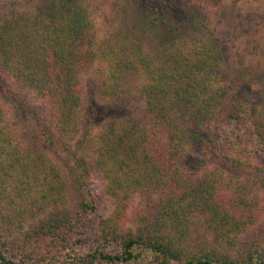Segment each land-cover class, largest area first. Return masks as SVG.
<instances>
[{
    "label": "trees",
    "instance_id": "trees-1",
    "mask_svg": "<svg viewBox=\"0 0 264 264\" xmlns=\"http://www.w3.org/2000/svg\"><path fill=\"white\" fill-rule=\"evenodd\" d=\"M171 2L176 5V0ZM35 10L0 19V73L37 93L45 103L39 123L46 125L33 132V147L24 149L6 125L0 103V202L5 198L16 203L17 198L20 204L36 202L44 210L48 200L63 201L61 171L45 152L62 148L68 171L76 178L77 216L95 213L101 239L89 253L76 251L70 264H264V231L237 255L215 248L193 252L182 241L186 221L195 211L208 214L205 218L220 237L247 228L243 216L256 219L244 197L238 199L241 193L233 191L230 200H222L224 189L219 186L225 168L242 174L264 170V163L251 161V154L264 156V70L228 67L220 40L212 34L157 64L135 54L118 57L117 50L95 41L92 17L80 0H40ZM165 10L172 11L169 6ZM195 11L186 7L192 30L198 26ZM157 20L151 23L157 26ZM93 64L102 65L101 96L127 109L97 111L90 98L88 111L79 119L80 74ZM141 97L146 106L137 108ZM104 121L108 123L95 134V126ZM94 178L112 204L106 217L90 196ZM37 185L41 190L33 194L31 188ZM170 185L180 193L173 194ZM131 187L151 200L155 196L160 206L155 229L152 222L153 230L122 231L118 209ZM160 221H168L171 232L162 231ZM69 222L46 229L43 225L37 237L45 245L66 237ZM10 243L0 234V264L45 263L46 255L36 254V246ZM111 243L117 245L113 252L105 249ZM66 257H55L54 264H68Z\"/></svg>",
    "mask_w": 264,
    "mask_h": 264
},
{
    "label": "rangeland",
    "instance_id": "rangeland-1",
    "mask_svg": "<svg viewBox=\"0 0 264 264\" xmlns=\"http://www.w3.org/2000/svg\"><path fill=\"white\" fill-rule=\"evenodd\" d=\"M80 1L92 17L95 41L104 49L111 47L117 50L118 57L135 54L157 64L162 60L171 59V55L175 53L186 51L189 47L205 41L203 37L212 34L220 40L218 47L228 67L246 65L259 71L264 70V0H176V5H173L172 0ZM39 2L40 0H0V19L31 14L36 11ZM167 6L171 8V12L165 10ZM187 6L197 11L193 22H198V26L193 30L192 19L186 12ZM154 17L159 19L157 26L151 23ZM101 66L93 64L80 74L83 93L77 110L79 119L88 111L90 98L93 99L97 111L104 110L110 113L127 109L119 103L110 105L108 98L101 96L102 76L101 70H98ZM143 97L139 99L137 108L146 106ZM0 103L5 113L4 121L15 140L24 149H29L28 146L33 147L37 141L33 132L39 127L46 126L45 123H39V117L45 113L44 101L33 89L4 71L0 73ZM107 123L104 121L97 124L93 129L95 134L101 132L103 125ZM79 127L83 131L81 124ZM61 139L66 140V137L62 136ZM72 143L75 144L76 141L73 140ZM249 149L253 152L255 146L251 145ZM61 151L62 148L45 149L48 162L55 164L61 171V179L65 183L61 193L63 201L53 203L48 200L44 210L39 209L36 202L27 201L20 204L21 201L17 198L16 203H8L5 198L0 202V234L5 236L7 241H12L10 244L16 247L23 243H27L28 247L36 246V254L41 257L46 255L45 263L41 264H54L55 257L59 255L62 257L69 255L66 258H70V261H67L70 264L77 257V252H81L82 255L89 253L101 242L95 213L90 212L86 218L77 216L78 192L75 188V175L68 171L65 154ZM251 156L252 162L264 163L263 152ZM218 175L213 173L210 176ZM210 176L206 184L211 180ZM89 185L90 196L96 200L97 212L105 217L110 215L112 204L103 192L101 181L94 178L90 180ZM199 187L204 189L205 185L200 183ZM219 188L224 189L220 196L226 201L231 199L230 196L233 197V191L241 193L238 199L244 197L245 206L254 216L256 215V219L253 216H243L247 228L238 233V230H230V233L220 237L210 226L209 219L205 218V215L208 216L207 213L192 212L185 224L183 245L193 252L215 248L237 255L242 247L250 246L264 231V211H261L264 207V170L246 171L242 174L225 168ZM31 189L33 194L41 190L39 185ZM167 189L175 195L181 191L175 185H170ZM140 191L131 187L118 209L120 218L118 222L123 232H137L148 227L153 230L152 222L155 229L160 206L153 201L155 196H152L151 200L149 195L145 196L144 192ZM69 220L71 228L66 232L67 238L52 239L54 242L45 245L44 239L37 237L43 225L44 229L53 224L59 227ZM160 222L162 231L171 232L168 221ZM63 235L65 234L62 233L61 236ZM115 247L117 245L111 243L105 249L113 252L116 250ZM11 259L16 261L13 256Z\"/></svg>",
    "mask_w": 264,
    "mask_h": 264
}]
</instances>
